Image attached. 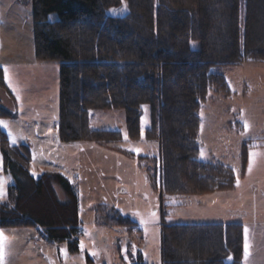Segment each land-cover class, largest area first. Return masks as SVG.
<instances>
[{
	"label": "trees",
	"instance_id": "obj_1",
	"mask_svg": "<svg viewBox=\"0 0 264 264\" xmlns=\"http://www.w3.org/2000/svg\"><path fill=\"white\" fill-rule=\"evenodd\" d=\"M242 1L32 0L36 59L60 65L59 140L120 143L121 131L91 127L90 112L110 108L125 110L128 135L138 140L148 104L152 122L146 139L158 142L160 153L140 158L149 164L146 180L163 212L171 197L234 189L238 180L231 168L199 159L200 111L211 92L232 94L225 76L211 71L214 66L264 61V0H245L244 27ZM124 2L125 14H107ZM55 12L59 19L50 21ZM192 41L200 49H192ZM0 88L12 98L2 68ZM15 115L0 106V119ZM0 152L5 172L16 179L0 204V232L41 227L48 242H66L71 253H82L83 224L72 183L58 171L33 177L31 146L12 145L1 129ZM243 156L247 161V151ZM108 211L100 225L132 230L136 224L116 209ZM160 250L161 264H244L245 227L163 225ZM130 262L146 264L141 257Z\"/></svg>",
	"mask_w": 264,
	"mask_h": 264
},
{
	"label": "rangeland",
	"instance_id": "obj_2",
	"mask_svg": "<svg viewBox=\"0 0 264 264\" xmlns=\"http://www.w3.org/2000/svg\"><path fill=\"white\" fill-rule=\"evenodd\" d=\"M245 8L243 0L242 27ZM32 9V0H0V51L5 45L2 44L4 35L15 43L13 48H33L35 52L33 20L32 24L28 23ZM113 9L118 10L116 15L112 14ZM122 9L126 10L119 11ZM126 11L127 4L124 2L119 7L110 8L107 14L121 16ZM58 19L56 12L49 17L50 21ZM7 20L14 21L15 28L21 22L25 25L19 31H12L7 29L10 26ZM25 26L28 46L24 48L19 42L26 45L23 34ZM191 47L200 49V42L192 41ZM3 50L8 54H4ZM3 50L0 53V68L5 69V62L17 55L6 48ZM211 71L225 76L232 94L223 96L211 92L203 102L199 159L231 168L238 183L236 188L229 191L171 197L166 201L168 206L164 212L157 191L146 180L149 164L146 159L140 158L157 157L160 153L159 143L146 139L152 122L150 105H143L140 118L142 137L138 140H132L128 135L124 109L92 110L90 123L93 129L121 131L124 135L120 143L108 145L70 142L44 148L33 132L41 123L23 121L17 116L0 119L6 124L0 129L10 132L12 145L20 144L23 132L32 133L31 140L36 141L30 169L33 177L40 178L46 172L58 171L74 186L83 224L80 239L84 249L82 253H71L66 242H48L42 237L41 227L1 229L2 264H122L124 259L131 264L130 257L134 260L141 257L146 264H161L163 225L221 224L222 220H228L225 217L228 206L240 208L242 214H255L264 221V61L239 66L218 65ZM0 106L16 110L15 102L1 88ZM25 142L29 144L23 141L20 145H25ZM246 151L247 161L243 156ZM0 181L4 182L0 198V204H3L7 202L9 187L16 183V179L5 172L1 152ZM60 196L65 199L63 194L60 193ZM111 209L132 219L136 223L132 230L129 227L100 225L102 216H105L103 214ZM88 257L92 262L88 261Z\"/></svg>",
	"mask_w": 264,
	"mask_h": 264
},
{
	"label": "crops",
	"instance_id": "obj_3",
	"mask_svg": "<svg viewBox=\"0 0 264 264\" xmlns=\"http://www.w3.org/2000/svg\"><path fill=\"white\" fill-rule=\"evenodd\" d=\"M30 11L28 23L32 24V10ZM7 21L10 24L7 29L12 31H19L25 25V23L21 22V25L15 28L14 21ZM24 30V43L26 45H22L20 42L19 45L25 48L28 46V30L26 26ZM28 39L31 43V37ZM2 44H5L4 46L2 45V50L6 48L12 54L17 55L10 61L5 62L7 65L4 69L6 85L12 95L10 99L13 103L15 102L16 118H20L23 121L41 123L33 132L44 148L63 146L66 143H62L59 140L57 128L59 116L60 65L56 62L38 61L35 52L32 51L33 48L23 49L18 46L13 48L12 45L15 43L8 40L4 35ZM3 53L8 54L4 50ZM23 54L26 55L23 56ZM5 70H7V78ZM47 124L50 125L48 126ZM7 134L11 137L10 132L7 131ZM22 134L24 137L20 139L19 143L23 144V141H27L31 146L32 152H34L36 141L31 140L32 133L26 134L23 132ZM245 211L247 212V210ZM225 212H228L226 213L227 216H225L228 220H222L220 222L221 224H229L235 221L234 223H241L245 227L246 254L244 264H264V221L262 218L259 220L255 214L251 216L250 212H247L248 214L243 212L242 214L240 208L237 209V207L230 208L228 206ZM256 212L258 211L256 210Z\"/></svg>",
	"mask_w": 264,
	"mask_h": 264
},
{
	"label": "snow or ice",
	"instance_id": "obj_4",
	"mask_svg": "<svg viewBox=\"0 0 264 264\" xmlns=\"http://www.w3.org/2000/svg\"><path fill=\"white\" fill-rule=\"evenodd\" d=\"M124 10H126V9H122V10H119V11H124ZM111 11H112L113 15H116L117 12H118V10H116V9H113ZM5 74H6V78H7V70H5ZM0 126H5L6 127L5 122L0 121ZM245 127H247V125H245ZM3 183H4L3 181H0V198H2V195H3V188H2Z\"/></svg>",
	"mask_w": 264,
	"mask_h": 264
}]
</instances>
